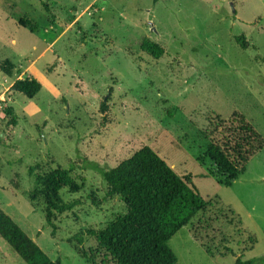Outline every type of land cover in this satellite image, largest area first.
Instances as JSON below:
<instances>
[{"label": "rangeland", "instance_id": "obj_1", "mask_svg": "<svg viewBox=\"0 0 264 264\" xmlns=\"http://www.w3.org/2000/svg\"><path fill=\"white\" fill-rule=\"evenodd\" d=\"M23 17L39 29L20 26ZM144 39L163 57L141 51ZM27 78L43 84L33 99L12 90ZM7 108L18 117L12 133ZM236 112L264 138V0H0V208L53 261L89 264L68 240L126 212L89 165L114 168L146 146L212 204L170 240L177 264L264 256V148L230 188L206 156L212 119ZM36 164L72 168L83 186L61 191L79 205L57 215L56 229L28 195ZM84 246L95 238L85 233ZM0 264H26L1 236Z\"/></svg>", "mask_w": 264, "mask_h": 264}, {"label": "trees", "instance_id": "obj_2", "mask_svg": "<svg viewBox=\"0 0 264 264\" xmlns=\"http://www.w3.org/2000/svg\"><path fill=\"white\" fill-rule=\"evenodd\" d=\"M46 9L49 11L47 5ZM19 25L32 32L40 27L25 17L19 20ZM236 42L243 49L250 46L243 36L236 38ZM140 48L156 60L165 54L163 47L149 39H144ZM15 68V64L5 61L1 70L12 76ZM42 88L43 84L37 78L19 79L12 85V90L29 99L36 97ZM6 114L9 118L7 129L12 133L18 125V117L11 108L6 109ZM212 121L214 129L206 153L211 161L210 172L230 188L246 172L250 159L263 150L264 138L238 112L229 120L218 117ZM88 168L99 171L107 185V198H119L126 212L101 230L85 232L95 238L94 248L84 246L85 233L71 237L68 241L76 243L74 247L78 254L89 264H177L178 259L169 246L170 240L212 205L198 194L189 180L190 175L177 174L149 146L114 168L103 169L92 163ZM72 172V168H49L42 164L29 168V176L34 182L28 193L30 201L44 203L46 223L54 229L57 215L70 212L79 205L78 200L65 201L61 195L63 189L77 193L83 188L72 177ZM0 236L26 264H62L60 259L53 261L1 208ZM235 264H264V256L249 260L240 256Z\"/></svg>", "mask_w": 264, "mask_h": 264}, {"label": "water", "instance_id": "obj_3", "mask_svg": "<svg viewBox=\"0 0 264 264\" xmlns=\"http://www.w3.org/2000/svg\"><path fill=\"white\" fill-rule=\"evenodd\" d=\"M151 21H152V17H150V22H149L150 25H152ZM152 29H154V28L152 27Z\"/></svg>", "mask_w": 264, "mask_h": 264}]
</instances>
